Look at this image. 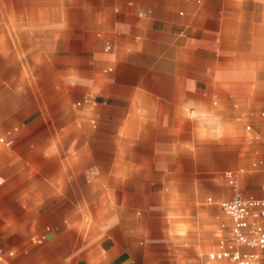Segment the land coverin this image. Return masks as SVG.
<instances>
[{
	"label": "crops",
	"instance_id": "crops-1",
	"mask_svg": "<svg viewBox=\"0 0 264 264\" xmlns=\"http://www.w3.org/2000/svg\"><path fill=\"white\" fill-rule=\"evenodd\" d=\"M263 113L264 0L2 10L0 264L258 253L220 204L264 200Z\"/></svg>",
	"mask_w": 264,
	"mask_h": 264
},
{
	"label": "built area",
	"instance_id": "built-area-1",
	"mask_svg": "<svg viewBox=\"0 0 264 264\" xmlns=\"http://www.w3.org/2000/svg\"><path fill=\"white\" fill-rule=\"evenodd\" d=\"M264 117V113H263ZM13 142L0 138V145L12 146ZM223 212L231 219L232 238L235 245L257 248L258 253H242L235 246L223 245L210 255L212 261L228 260L234 264H264V200L237 196L232 201L220 204Z\"/></svg>",
	"mask_w": 264,
	"mask_h": 264
},
{
	"label": "rangeland",
	"instance_id": "rangeland-1",
	"mask_svg": "<svg viewBox=\"0 0 264 264\" xmlns=\"http://www.w3.org/2000/svg\"><path fill=\"white\" fill-rule=\"evenodd\" d=\"M35 6V0H0V12L2 10H6V25H10L12 22H18L20 17H22L25 12L33 11ZM229 236H226V233H220L221 239H228ZM218 247L207 249L203 251L204 254L208 257V255L214 251H216ZM215 264H233L229 261L223 262H215Z\"/></svg>",
	"mask_w": 264,
	"mask_h": 264
}]
</instances>
